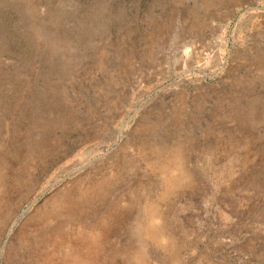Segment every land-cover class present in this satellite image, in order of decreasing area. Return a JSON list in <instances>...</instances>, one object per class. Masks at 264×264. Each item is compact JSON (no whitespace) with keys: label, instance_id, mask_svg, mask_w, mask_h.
Returning <instances> with one entry per match:
<instances>
[{"label":"rangeland","instance_id":"obj_1","mask_svg":"<svg viewBox=\"0 0 264 264\" xmlns=\"http://www.w3.org/2000/svg\"><path fill=\"white\" fill-rule=\"evenodd\" d=\"M4 1L0 264H264V0Z\"/></svg>","mask_w":264,"mask_h":264},{"label":"trees","instance_id":"obj_2","mask_svg":"<svg viewBox=\"0 0 264 264\" xmlns=\"http://www.w3.org/2000/svg\"><path fill=\"white\" fill-rule=\"evenodd\" d=\"M152 0H79V5L75 8L76 15L80 18L89 16L90 12L98 10L97 7H103V10L109 11L110 16H105L103 19L92 22V32L94 35H99L104 29L108 32L113 29H120L127 26L128 22L141 19V13L145 6L151 5ZM6 1L0 0V47H2L4 54H15L21 61H27L28 56L33 49V42H30L26 37L25 22L21 11L14 6H6ZM4 6V7H3ZM21 9V8H20ZM100 11V9H99ZM111 20V21H109ZM15 25V26H14ZM21 31L20 35H16L17 31ZM28 30V29H27ZM28 30L27 32H29ZM45 38L52 35L48 29H43ZM23 34V35H22ZM32 35H34L32 31ZM75 38L78 40L77 44L81 51L90 50L87 44V38ZM25 67V66H24Z\"/></svg>","mask_w":264,"mask_h":264}]
</instances>
